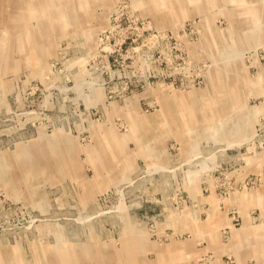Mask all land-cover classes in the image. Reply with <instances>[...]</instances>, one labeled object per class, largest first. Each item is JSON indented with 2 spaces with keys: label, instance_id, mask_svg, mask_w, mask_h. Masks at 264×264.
<instances>
[{
  "label": "rangeland",
  "instance_id": "obj_1",
  "mask_svg": "<svg viewBox=\"0 0 264 264\" xmlns=\"http://www.w3.org/2000/svg\"><path fill=\"white\" fill-rule=\"evenodd\" d=\"M263 186L264 0H0V264H234Z\"/></svg>",
  "mask_w": 264,
  "mask_h": 264
},
{
  "label": "crops",
  "instance_id": "obj_2",
  "mask_svg": "<svg viewBox=\"0 0 264 264\" xmlns=\"http://www.w3.org/2000/svg\"><path fill=\"white\" fill-rule=\"evenodd\" d=\"M243 1L244 0H240V3ZM249 13H251V15L247 13L243 15H248L249 17L257 15L254 10ZM231 161L236 164L238 163V158H231ZM247 169L245 165L241 166V172L239 174L240 179L244 177L245 171L248 172ZM201 177V175L198 176L199 179ZM194 178H196V176ZM232 206L237 208L241 215V225L238 228L232 227L233 232L229 239V245H223L218 240V231L220 228L223 227L224 224L229 225L230 228L232 226L230 216L228 223L227 216L222 214H216L215 218H220H214V222L212 221L204 224L206 226L200 231V236L196 237L197 241L202 240L206 242L208 250L212 251L215 256L221 257L223 254L229 253V259H231L234 264H245L250 259L264 261V186L252 190L247 194H243L242 191L237 192L229 202V207ZM256 211L258 215L255 214ZM191 254H194V252ZM159 257L160 260H186L189 259L190 256H188V254L186 255L184 248H180L177 249L176 252L166 251L165 257L160 255Z\"/></svg>",
  "mask_w": 264,
  "mask_h": 264
}]
</instances>
